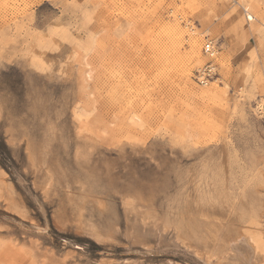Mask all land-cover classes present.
Here are the masks:
<instances>
[{
  "label": "rangeland",
  "instance_id": "1",
  "mask_svg": "<svg viewBox=\"0 0 264 264\" xmlns=\"http://www.w3.org/2000/svg\"><path fill=\"white\" fill-rule=\"evenodd\" d=\"M239 236L264 264V0H0V264H247Z\"/></svg>",
  "mask_w": 264,
  "mask_h": 264
},
{
  "label": "bare ground",
  "instance_id": "2",
  "mask_svg": "<svg viewBox=\"0 0 264 264\" xmlns=\"http://www.w3.org/2000/svg\"><path fill=\"white\" fill-rule=\"evenodd\" d=\"M209 44H211V47L213 48V56H211L210 54H208L211 58H213L214 56H215V53H216V51H215V46L213 45V42L212 41H209L208 42ZM207 43V44H208ZM209 64H212V61L209 63ZM81 65H83L82 67H83V71H82V73H83V82H87V81H89L91 78H92V69L90 68V64L87 62V61H85V60H83L82 61V63H81ZM212 66H213V64H212ZM85 87H86V85H85ZM258 108H261V106H259ZM76 114V113H75ZM76 116H79L80 118L82 117L80 114L79 115H76ZM109 172V171H108ZM133 185V184H132ZM139 185V184H138ZM137 186V185H136ZM132 188H133V186H131ZM131 187H130V189H131ZM137 188L136 187H134V189L133 190H136ZM123 199V201L125 202V204H126V202H127V212L125 211V213H127V215H129V214H131V213H133L134 211H136V214H137V212H138V208L134 205V204H140L141 203V205H144L145 203H144V201H143V198L141 197V196H139L138 194L137 195H135L134 197H132V199L131 200H129L128 199V197L126 196V198L125 197H123L122 198ZM133 204V205H132ZM142 207V206H141ZM147 207V206H146ZM125 209H126V207H125ZM139 209H141V208H139ZM144 209V208H143ZM129 213V214H128ZM134 215L136 218H135V220H134V222L131 224V226L133 227L132 228V232L130 233V235L129 236H131L130 238H134L133 240H135L134 241V243H138L139 241H140V236H142V237H153L154 236V238H155V236L157 237V241H159L160 243H162L164 240H163V236H162V234H160V231H159V226H158V224H156L157 222H155L154 224H151L150 222H146V221H144V217L143 216H140L139 214L138 215ZM141 215H143V214H141ZM145 215V214H144ZM143 217V218H142ZM147 217H148V215H147ZM142 218V219H141ZM131 221H132V218H129ZM147 218L145 217V220H146ZM128 220V219H127ZM149 220V219H148ZM95 229V228H94ZM92 230V229H91ZM94 232H96L95 230H93ZM115 232L114 233H116V232H118V228H116L115 230H114ZM135 234H136V236L138 237V238H136L135 237ZM95 236V235H94ZM97 236V235H96ZM140 237V238H139ZM233 238V237H232ZM231 238V240L228 242V245L230 246V249H231V251L232 252H235L236 254L234 255L235 256V258H238V259H241L242 258V255L239 253V247H244V248H249V247H251L250 246V243H249V239L248 238H246V237H244V236H239V237H237V238H233L232 239ZM174 243V242H173ZM175 244V243H174ZM177 244V243H176ZM180 244H178L177 246L176 245H174V248H176V250H180V249H178L180 246H179ZM179 246V247H178ZM183 246H185V245H183ZM171 247V246H170ZM172 247H173V245H172ZM181 248H183L182 247V245H181ZM184 249H185V251H187L189 254H186V255H190V253H192L196 258H198V259H200V260H202L203 261V264H213L214 262H213V260L211 259V258H205V257H203V256H200L199 254H198V252H196V251H194V250H192V248H190V247H188V246H185L184 247ZM183 254V251L182 252H180V254ZM192 254H191V256H189L187 259L188 260H190V261H192V262H196V263H198V264H200V261H198V260H196V258L194 259L193 258V256H192ZM183 255H185V254H183ZM241 260H243V262H248L247 264H252L251 263V261H246V260H244V258H242Z\"/></svg>",
  "mask_w": 264,
  "mask_h": 264
},
{
  "label": "built area",
  "instance_id": "3",
  "mask_svg": "<svg viewBox=\"0 0 264 264\" xmlns=\"http://www.w3.org/2000/svg\"><path fill=\"white\" fill-rule=\"evenodd\" d=\"M205 52L213 56V48L211 47V44H206L205 46ZM214 67L212 64H208L205 66L201 71L198 72L197 80L204 84L206 83L210 77H212Z\"/></svg>",
  "mask_w": 264,
  "mask_h": 264
}]
</instances>
